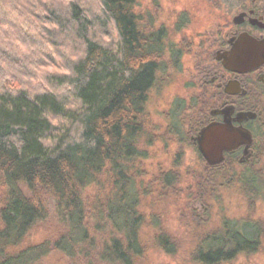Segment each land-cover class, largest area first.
I'll list each match as a JSON object with an SVG mask.
<instances>
[{"label":"trees","instance_id":"16d2710c","mask_svg":"<svg viewBox=\"0 0 264 264\" xmlns=\"http://www.w3.org/2000/svg\"><path fill=\"white\" fill-rule=\"evenodd\" d=\"M137 8L0 0V264L141 263L147 105L164 62L181 53ZM44 224L52 236L30 241ZM236 229L225 221L193 261L229 264L264 249L255 224L253 234ZM157 245L177 252L164 235Z\"/></svg>","mask_w":264,"mask_h":264},{"label":"flooded vegetation","instance_id":"af4514ba","mask_svg":"<svg viewBox=\"0 0 264 264\" xmlns=\"http://www.w3.org/2000/svg\"><path fill=\"white\" fill-rule=\"evenodd\" d=\"M200 1L209 3L213 18L205 21L202 30L179 41L178 51L182 55L195 56L190 83L193 90L188 94V104L178 110L182 120L178 125L173 123L170 133L174 137L167 141L179 148H190L196 155L189 167L200 182L196 189L191 185L178 191L182 197L193 199L191 209L188 204L186 208L205 222L209 210L201 200L206 194H216L236 183L241 187V195L249 200L260 192L264 181V0ZM189 25L190 20L184 15L178 30H188ZM235 49H243L238 60L232 57ZM176 115L173 110L171 116L176 119ZM211 126H227L234 138H239V144L226 150L223 161L215 165L200 151L201 134ZM181 165L176 162L172 174L159 180L163 188L169 189L168 185L184 177ZM196 166L200 168L198 173L193 168ZM190 173L186 170V175ZM225 221L229 220H223L197 246L207 237L221 233ZM234 222L240 235L246 229L253 234L252 221L243 218ZM261 230L258 229L262 236Z\"/></svg>","mask_w":264,"mask_h":264},{"label":"rangeland","instance_id":"374dc122","mask_svg":"<svg viewBox=\"0 0 264 264\" xmlns=\"http://www.w3.org/2000/svg\"><path fill=\"white\" fill-rule=\"evenodd\" d=\"M137 4V11L146 19L148 14L154 27L167 31V42L173 44L176 52H179L181 39L202 30L205 21L213 18L210 16L209 3L200 0H137ZM184 15L188 16L190 25L187 27L188 30L179 31L178 25ZM180 56V60L175 64L168 60L169 58L164 62V70L147 105L151 115L147 126L150 132L141 140V145L147 151L148 158L141 164L142 175L138 180L142 189L140 209L146 217L145 225L141 229V239L146 252L140 264H196L193 261L195 247L204 236L217 230L223 220L238 221L247 218L257 224L258 229L263 230L260 239L264 245V181L260 185V192L253 199H247L248 201L241 195V187L236 183L216 194L211 192L206 194L201 200L209 210L205 222L199 220L195 212L189 211L193 199L182 197L178 191L181 187L187 189L191 185L196 189L197 183L200 182L193 177L195 173L189 167L196 159L195 153L190 148H179V145L167 141L174 137L170 133L173 130V123L178 125L182 120L178 110L188 104V94L193 90L190 83L195 56L191 54ZM173 110L177 113L176 119L175 116H171ZM176 162L182 164L184 177L180 179L178 177L176 182L168 185L169 189H165L159 180L166 179L168 174H172ZM193 168L197 173L200 170L197 166ZM186 170L192 173L188 176ZM187 204L189 209L186 208ZM52 234V228L44 224L32 232L29 240L40 241ZM160 235L167 236L176 244L177 252L174 255H168L157 247V237ZM64 262L59 257L52 256L44 261V264ZM229 264H264V249L261 248L251 255L241 254Z\"/></svg>","mask_w":264,"mask_h":264},{"label":"water","instance_id":"95a60500","mask_svg":"<svg viewBox=\"0 0 264 264\" xmlns=\"http://www.w3.org/2000/svg\"><path fill=\"white\" fill-rule=\"evenodd\" d=\"M241 50L243 49H238V51L235 49L232 57L237 59ZM240 63L243 62L233 61V64L240 65ZM201 135L202 137L199 140L200 151L211 165L221 163L223 161V153L239 144V138H234L232 131L227 126H211L204 130Z\"/></svg>","mask_w":264,"mask_h":264}]
</instances>
